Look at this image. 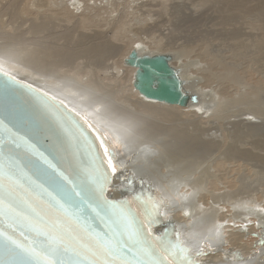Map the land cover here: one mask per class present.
<instances>
[{
    "label": "rangeland",
    "instance_id": "374dc122",
    "mask_svg": "<svg viewBox=\"0 0 264 264\" xmlns=\"http://www.w3.org/2000/svg\"><path fill=\"white\" fill-rule=\"evenodd\" d=\"M35 1L38 0H0V67L19 75L21 78L71 105V107L73 106L76 110L79 109L78 107L80 105H75L81 103H76L72 101L73 99L70 100V98H68V96H74V94H76V92L67 91L69 88H72L71 84L80 92L85 93V90L80 87L97 79L100 80L97 81H99L104 88L112 90L114 93L113 96L118 99V102H122L126 105L128 104V108L126 107V109L130 112L134 111L133 107L129 105L131 101L137 99L145 101V98L141 96L132 85L134 72L120 81H114L108 78L104 73H95L89 68L80 73L71 69V71H69L70 76H68L63 70H60V72H53L42 69L41 67H36L34 70L32 66L23 65L14 55L16 51L25 49L24 47H44L46 44L55 47L59 44L61 46L63 43L74 40L76 43H73L74 46L72 45V48L77 47V49L79 48L78 50L81 51H79L81 54L77 53V55L86 56V53L81 50L82 48L80 46H86L85 43H88L89 40H78L77 37L81 34L80 32H90L88 30L92 27L99 30L107 29L109 27L107 21L111 20L112 16H117L122 13H125L124 20L129 21L132 15H128V12L133 11L136 2L134 3L133 0H117L118 9H120H117V12H115L116 10L110 12L112 9L110 3L113 2H107V0H97L96 4L94 0H82V6L80 5V8L75 9L72 5V1L74 2V0H49V7L45 6L43 8H39ZM158 1L152 0V5H148L152 7V9L144 6L142 8L143 10L141 9V12L139 11L140 13H136V16L140 17L134 19L133 23L136 22L134 24L135 26H132L129 21L127 22V26L129 27L128 29L126 28L127 30L125 29V31L121 28L117 29V27L113 31V27L111 28L110 37L115 41H113V45L119 44L122 48L116 45V53H113L114 51L110 53V55L107 53V62H110V65L116 64L119 67L125 66L123 63L124 53L131 48L130 45H133L135 39L137 40L139 39L138 37H143L146 38V45H149L152 50L176 54L177 57H179V60L176 62L178 64L182 63L187 65V68L189 67L187 70L193 73L192 78H200L201 84L199 87L211 91L215 99L217 93L220 94L218 90L224 94L222 95L224 99L221 101H219L220 99L213 101L216 106L221 108V115L214 120L212 119L210 122V124L213 125L218 121L216 125L218 126L219 124L220 127L214 125L215 128L212 126L213 129L211 126L207 128L209 122L204 125L207 129L203 126H191L186 118H197L192 115L190 111L183 113V133L185 131L187 134L193 133V135L196 134L199 137V140H194L197 145L194 144V141L188 139L192 148L187 145L188 141H184L183 139V150L188 151V153L186 152L185 154L189 156H187V162L191 164L194 163L195 167H198V169H205L211 164L210 171L213 172L214 175L207 181L209 188L213 190L214 194L227 191L233 195L231 197L232 199L230 198L228 202L222 197H217L215 198L216 203L212 202L211 204L210 201H212V196H210L211 193L207 192L206 198L199 196L198 200H195L196 206L200 208H203L202 205L205 207L207 205V207H210V209L216 212L222 206H225V209L220 212L219 216L212 210L211 220H213L211 225L214 228L212 234L205 236L203 231H198L195 232L193 236L194 238L203 236L205 238L215 239L218 230L220 236L222 235V237L226 238L229 244L231 243L230 245L239 247L242 250L241 246L244 247V244H246L248 250L245 254H247L253 248V242L255 240L250 234L256 231L254 222L258 217L264 218V163L262 164L255 159H247L246 164L243 166L241 164L242 161L240 162L239 159L237 162L230 164L222 158H217L215 162L211 163L210 157H224V153H227L226 146L234 142L235 146L233 144L232 146L237 153L250 149L252 150H249L251 154L255 155L260 153L263 155H260L262 159L264 158V144L262 143L264 141L261 142L264 138V116L256 119V126L259 127L252 132L253 134H250V138H247V136H249L247 129L244 128L243 131L241 130L243 128H240V126L244 127L242 118H252L254 116V108L257 104L264 106V0H164L161 1L164 6L160 3V0ZM87 2H90L91 5H96L95 8L92 9L87 5ZM56 5L60 7L58 8ZM129 5L133 7L131 8ZM49 8L50 10H48ZM166 8L168 9L166 10ZM36 9L39 10L37 11ZM71 11L76 14L73 16ZM147 12L149 15L146 14ZM78 17L80 20L77 19ZM153 17L155 18L154 20ZM76 20L79 21L77 22ZM147 20L149 22L160 21V23L155 30L151 32H143L140 30L136 33L133 31L136 24H145ZM114 24L116 25V23ZM34 25H44L45 28L41 32H36ZM122 33L125 35H121ZM118 36L122 37L120 38ZM161 37H163L162 41H160ZM10 41L13 43V46L10 47H14V50H11L10 47L1 50V48H3L2 45L10 44ZM95 42L106 44V46L112 43H109L108 40L106 41V38L102 36H99ZM158 42L161 44L160 46H164V49L156 47ZM76 44H80V46ZM126 44L129 48H126ZM110 48L115 49L114 46H110ZM180 57H183V59ZM86 60L87 59L83 57L77 58L75 66H84ZM131 67L129 66V71H132ZM192 69H194V71H192ZM54 87H56V89H54ZM82 89L84 91H81ZM100 95L101 94H99V97ZM78 98L81 100L85 99V97L82 96ZM97 99L102 100L104 98ZM156 102L163 106L164 112L168 111V108L177 106L159 101ZM80 107L88 110L86 106ZM113 107L115 110L121 109L116 104H114ZM186 108L187 107H183V112ZM137 114H140V112ZM144 115L143 112L142 116L140 114L141 117ZM145 116L149 118L148 115ZM166 118L167 117L164 115H159L156 118H149L147 120L149 123L151 122V124L162 127L164 124L172 122ZM235 120L238 123L234 127ZM231 127H237V130L234 129L236 130L234 131L235 133ZM198 128L200 130H196ZM227 128L228 130H226ZM215 129H223V134L227 131V133L231 135L232 140L231 138L229 139L230 136H226V138L223 137L222 140H220L221 138H217L214 133L216 132L219 134L220 131H216ZM227 133L225 135H227ZM211 135L215 136L216 140L219 141L208 147L207 144L203 143V140H207V136L210 138ZM256 138H258V140ZM254 140L259 143H256ZM185 146L190 148L186 149L187 147L184 148ZM259 146L262 147V151L257 149ZM242 148L245 149L242 150ZM121 152L123 153V151ZM250 152L248 153L250 154ZM199 154H202L203 157L194 158ZM185 182L186 181L183 183ZM213 207H218L219 209L217 208V210L215 208V210ZM179 214L182 216L180 211ZM180 215H175V217L182 221ZM221 216L225 217V219H222ZM201 218H203V216ZM183 221L189 223L188 221L192 222L193 220H188V218L183 215ZM197 226H202L201 219L199 223H197ZM197 226H195L194 229H196ZM242 227H247L245 228L246 231H242ZM232 230H234V232L231 233ZM231 234L235 235V237H239V242H242L243 245L238 241H231V238H229ZM208 257L212 260L222 259L220 252L209 254Z\"/></svg>",
    "mask_w": 264,
    "mask_h": 264
},
{
    "label": "bare ground",
    "instance_id": "6f19581e",
    "mask_svg": "<svg viewBox=\"0 0 264 264\" xmlns=\"http://www.w3.org/2000/svg\"><path fill=\"white\" fill-rule=\"evenodd\" d=\"M108 1L113 2V3H110L111 8H112L110 10V12L115 11V10H116L115 12H117L120 9V8L118 9L117 0H107V2ZM161 1H164V0H160V3L162 4ZM35 2H37V5L39 6V8L40 7L43 8V7L49 5V0H38ZM52 2H54V1H52ZM96 2H97V0H94L95 4H96ZM125 2H124V4H125ZM133 2L134 3L136 2L133 11L128 12V15H132V18L129 19L132 26L136 23V22L133 23L134 19H136V18L138 19L140 17V16L139 17L136 16L137 15L136 13L139 12L144 6L149 7L148 5H152V0H138V1L133 0ZM81 3H82V0H74V2L72 1L73 8L74 9L80 8ZM64 4H66V3H64ZM87 5L90 6L92 9H94L96 6V5H91L90 2H87ZM50 6H51V4H50ZM104 6H102V7H104ZM68 8H70V7H68ZM149 8L152 9V7H149ZM52 9H53V6H52ZM85 9H86V7H85ZM167 9L168 8H166V10ZM48 10H50V8ZM153 10H154V7H153ZM148 11H150V10H148ZM97 12H98V8H97ZM154 12H156V11H154ZM71 14L74 16L76 13L71 11ZM78 14H80V13H78ZM124 14L125 13L119 14L117 16H112L111 20L107 21V23L109 25V27L107 29L99 30L97 28L92 27V28H89V30H88L90 32H87V31L80 32L81 34L79 35V37H77V39L78 40L88 39L89 41H88V43H85L86 46H80V44H76V45H78L82 48L81 50L86 53V56H83V55L79 56L81 54L80 53L81 51L78 50L79 48L78 49H77V47L72 48L73 43H76V42H74V40H72L71 42L68 41L66 43H63L61 46L59 44L55 47H52L49 44H46L44 47H35V48L24 47L25 49H20L19 51H16L14 53V55L16 56V58L20 62L23 63V65L30 66V67L32 66L34 70L36 67H41L42 69L53 71V72H57V71L60 72V70H63L64 73L68 76H70L69 71H71V69L80 73V72L84 71L85 69L89 68L91 71H94L95 73H99V72L104 73L108 78H111L114 81H120L121 79H125L127 76H129L130 73L134 72L133 79H132L133 87H134L133 81L135 78L136 67H134V66L131 67V65L127 64V62H126V58H127L128 54L131 50H136L139 54L153 55V54H158V53H164V54L169 55L171 58V64L175 68H177L179 76L184 80L185 86L188 89L189 93L191 94V98H190V100L186 106H178L177 105L176 107L168 108L169 110L165 111V112H167V113H165L163 111V106L159 105L158 102H156L157 100L147 98V97H145L139 93L141 96H143L145 98V101H141L140 99L133 100L131 102L129 101L130 102L129 105H131L134 109L133 112L132 111L130 112L126 109V107L128 108V106H127L128 104L126 105V104H123L122 102H118V99L113 96L114 93L112 92V90H108L107 88H104L103 85L99 82L100 81L99 79H97L99 81L93 80L91 83H86L82 87H80V88H83L85 90V93L80 92L79 90L74 88V86L71 84L72 88H69L67 91L76 92V94H74V96H68V98H70V100L73 99L72 101H74L76 103L77 102L81 103V104H77L75 106L80 105V106H86L88 108V110H85L79 106L78 107L79 109L77 111L81 112L82 114L87 116L90 120H92L102 132L107 133V138L109 140H111L112 144L115 146V148L119 154L118 156L120 157V162L123 163L125 167H129L136 175H139V176L144 177L148 180H151L158 188L161 189L162 194L164 193L165 196L170 197V200L172 201V206H171V209L169 211V215L174 220H176L178 222V224L181 228L182 238H184L186 243L191 245L195 250H199V249H202L203 247H204V249H206L207 244L209 243V241H211V250L212 251H209L206 255H200L199 256V258L204 260L203 264H230V263H232V264H264V262L261 261L263 248H262V246H259V245L255 246L254 245V242L257 239V237H255L253 235L254 232L259 231V228L257 225L260 222H264L263 217L256 218V220L254 222V226H255L256 231H253L250 234H251V236H253L255 238V240L253 242V248L247 254H245V252L248 250V247L246 244H244V247L241 246L242 250L244 249L242 251L239 247H235L233 245H230L231 243L229 244V241L226 238L222 237V235L220 236L219 242H217L216 239H211V238H207V237H206L207 238L206 239L203 236L198 237V238H194V236H193L194 233L198 232V231H203L205 236L212 234L214 232V228L211 225V222L213 220V219L211 220V218H212L211 213L215 212L219 216L220 212L225 209V206L224 207L222 206L220 209L217 207L219 210L215 207L218 210L216 212L213 209H210V207H207V205H206V207L204 205H202L203 208H200V207L196 206L195 200L196 199L198 200L199 196L206 198L207 192L211 193V195H210V196H212L211 197L212 201H210L211 204H212V202H215V198H217V197H222L226 202H228V200H230V198L233 195H231L227 191L214 194L213 190H211V188H209V186L207 185V181L209 180V178L211 176L214 175V173L210 171L211 164H209V166L205 169H200V168L198 169V167H195L194 163L191 164V163L187 162V158L189 156L187 154H185L186 152L188 153V151L183 150V143H184L183 139H184V141L185 140L188 141V139H191V141H194V140H199L198 139L199 137L196 134L193 135V133L187 134V133H185V131L183 133V130H184L183 129V113H185L186 111H190V113L197 118V119H194V118L191 119L189 117L186 118L187 122L191 126L193 125L196 127L197 126H203L204 127V125H206L207 122H209V124H210L212 119L214 120L216 117L218 118V116L221 115L220 114L221 108L216 106L213 101L219 100V99H220L219 101H221L222 99H224V97L222 96L224 94L221 93L220 90H218V92H220V94L217 93V97L215 99V97H213V93L211 91H207V90L199 87L201 84L200 78L199 77H193L192 78L193 73H191V72H189V70H187L189 68V67L187 68V65L182 64V63L178 64L176 62L177 60H179V57H177L176 54H173L172 52H157L155 50H152L151 47H149V45H146V42H145L146 38H143V37L142 38L138 37L139 39H137V40L135 39L133 41V45H130L131 48L128 49L126 52L124 51L125 53L123 55L124 56L123 63L125 66L119 67L116 64L110 65L111 63L109 62L110 63L109 64L107 62V60H108L107 53H109V55H110V53H112L113 51H114L113 53H116V50H117L116 49L117 44L113 45V43L115 41L110 37V31H111L112 27H113L112 28L113 31L115 30L116 27H117V29L118 28L124 29V31L126 28L128 29L129 26H127V22H129V21L124 20ZM146 14H148V12ZM141 15H143V14H141ZM76 16H78V15H76ZM104 16H106V15H104ZM77 19H79V17ZM150 19H152V18H150ZM154 19L155 18L153 17V20ZM79 20H76V21L78 22ZM101 20L103 21L102 18H101ZM156 20H157V18H156ZM97 21H99V20H97ZM141 21H142V17H141ZM114 23H116V25ZM159 23H160V21L149 22L147 20L145 24H136V27H135V29H133V31L136 33H138V31H140V30H142L143 32H151V31L155 30V28L158 26ZM44 28H45L44 25H34V29L36 32H41ZM121 35H123V33ZM132 35H134V34H132ZM99 36L105 37L106 41L108 40L109 43L112 42L111 43L112 45L110 44V45L106 46V44L96 43L95 41L97 40V38ZM118 37H120V36H118ZM60 38H62V37H60ZM162 38L163 37H161L160 41H162ZM77 39H75V40H77ZM126 39H127V37H126ZM129 39H130V37H129ZM132 40H133V38H132ZM108 42H106V43H108ZM127 43H129V42H127ZM160 45L161 44H159V42H158L156 47H159V49H160V47L162 49H164V46L163 45L160 46ZM10 46H13V43H11V41H10V44L8 43V44L2 45L3 48H1V50L8 49ZM110 46L111 47L114 46L115 49L114 48L111 49ZM117 46L122 48V46L119 44ZM126 46H127V44H126ZM126 48H129V46H127ZM10 49L14 50V47H10ZM77 53H80V54L77 55ZM85 53H84V55H85ZM79 57H83V58L87 59L84 63V66H82V67L75 66V63L77 62L76 60ZM180 58L183 59V57H180ZM129 66L131 67L132 71L128 70V69H130ZM0 69L4 70V71H6V72H8L14 76L21 78L19 75H16V74H14V73L6 70V69H3L2 67H0ZM33 69H32V71H33ZM192 71H194V69H192ZM53 74H55V73H53ZM61 74H63V73H61ZM21 79H23V78H21ZM69 80H70V78H69ZM54 89H56V87H54ZM83 89L81 91H84ZM134 89L136 90L135 87H134ZM99 94H101L100 97H99ZM81 96L85 97V99L81 100L80 98H78ZM97 98H104V99L98 100ZM163 103H165V102H163ZM73 104H75V103H73ZM114 104H116L121 109L115 110L113 107ZM183 107H187L184 110V112H183ZM138 111L140 112L141 116H142V112H143V114L148 115L149 118H156L159 115H161V116L164 115L167 117L166 119H168L169 121H172V122L164 124L162 127H160L158 125L156 126L155 124H151V122L149 123V121L147 120L149 118H147L145 115L143 117H141L140 114H137V113H139ZM261 116H264V106L257 104V106L254 108V116L252 118L251 117L242 118V123H243L244 127H241L240 125L239 126H240V128H243V129H241L243 131H244V128L247 129V132L249 133V136H247V138L248 137L250 138V136H251L250 134H253L252 132H254V130H256L259 127V126H256L257 125L256 119L258 117H261ZM145 118H147V119H145ZM219 120H220V118H219ZM151 121H152V119H151ZM217 122H216V124H217ZM237 123L238 122H236V120H235L234 121V127ZM209 124L207 125V128L209 126H211V128L214 125L217 126L216 124H213V125H211V124L209 125ZM215 126H214V128H215ZM222 126H224V125H222ZM232 126H233V124H232ZM196 127H193V128H196ZM217 127H220L219 124ZM207 128H205V129H207ZM236 128H232L233 132L237 130ZM234 129H236V130H234ZM196 130H200V129L198 128ZM215 130L220 131L219 134L214 132L215 136L217 138H219V137L221 138L220 140H222L223 137L226 138V136H228V137L230 136L229 139L231 138V135H229L227 133V131H226L227 135H225L226 133L223 134L222 130H218V129H215ZM226 130H228V128ZM199 132H201V131H199ZM203 134H205V133H203ZM231 134H233V133H231ZM246 135H248V134H246ZM215 136L211 135L210 138H209V136H207L208 137L207 140H203V143L207 144L208 147H209V145L212 146V144H215L217 141H219V140H216ZM225 138H224V140H225ZM256 139L258 140V138H256ZM231 140H232V138H231ZM254 141H256V140H254ZM262 141H264V138H263V140H261V142ZM188 143H189V141H188ZM188 143H187V145L191 147V144L189 143L190 144L189 145ZM256 143H259V142L256 141ZM262 143L264 144V142H262ZM194 144H195V141H194ZM194 144H193V146H194ZM232 144L234 145V142ZM232 144L226 146L227 153H224V157L217 156V157L213 158L211 156L210 157L211 163L215 162V160L217 158H222L223 160L228 161L230 164L237 162V160L239 159L240 162L242 161L241 164L243 166L246 164L247 159H249V160L255 159L262 164L264 163V161H263L264 158L262 159V157H261L263 155H261L260 153L253 155V154H251L250 151H252V150H250V149H248V150L246 149L247 151L245 150V151H241V152L237 153L235 151V149H233L234 147L232 146ZM195 145H197V143ZM186 147L187 146H185L184 148H186ZM190 147H187L186 149H188ZM205 147H206V145H205ZM261 148L262 147L259 146L257 149L261 150ZM243 149H245V148H242V150ZM254 149H255V147H254ZM121 151H123V153ZM189 152H191V151H189ZM248 152H250V154ZM256 155H258V156H256ZM202 157H203V155L199 154L198 156H196L194 158H202ZM257 157H258V159H257ZM241 164H240V166H241ZM184 181H186V182L183 183ZM109 190H110V192L113 191V189H109ZM236 192H237V190H236ZM213 199H214V201H213ZM206 208H207V210H206ZM212 210H213V212H212ZM179 211L181 212L182 216L179 214ZM175 215H180V219H182V221L177 219L175 217ZM183 215H184V217L188 218V220L192 219L193 221L192 222L188 221L189 223H186L187 221L184 222L185 220L183 221ZM202 216H203V218H201ZM221 218L225 219V217H223V216H221ZM200 219L202 222V226H197V223H199ZM195 226H197L196 229H194ZM242 228H243V229H241L242 231H246L245 228H247V227H245V228L242 227ZM232 232H234V230H232L231 233ZM235 234H237V233H235ZM229 236H231V237H229V238H231V241H238L239 242V240H240L239 237H235V235H233V234H231ZM233 243H235V242H233ZM239 243H241L243 245L242 242H239ZM234 248L240 250L243 257H241V258L235 257L233 259H230L228 256V251H230V249H234ZM218 252L221 253V257H222L221 260H212L208 257L209 254H214V253H218Z\"/></svg>",
    "mask_w": 264,
    "mask_h": 264
},
{
    "label": "snow or ice",
    "instance_id": "6c2138e0",
    "mask_svg": "<svg viewBox=\"0 0 264 264\" xmlns=\"http://www.w3.org/2000/svg\"><path fill=\"white\" fill-rule=\"evenodd\" d=\"M4 131L11 134V129L5 128ZM97 138L103 152L97 149L96 159L99 163L88 172L86 178L92 193L88 197L90 203H85L81 195L84 193L82 185L64 175L57 167L59 161L55 155L50 152L45 155L47 149L41 151L43 146H38V142L34 144L24 138L22 144L18 143L15 134H11L8 142L0 140V222L10 221L9 227L27 225L37 236L43 235L48 241L43 246L35 242L26 245L0 227V246L13 257L0 261V264H64L61 256L69 252L84 257L87 264H200L185 255L192 253V247L180 239L179 231L176 232L175 241L152 234L151 225L157 222L156 217L163 215L161 208L169 202L162 198L156 202L146 201L145 219L139 220L138 210L127 201L107 198L105 193L108 186L117 173L122 174L124 165L119 162V154L111 140H107V133L98 132ZM13 147H25L28 153L51 170L55 179L48 188L35 181L24 187L27 173L12 155ZM93 147L96 145L93 144ZM49 188L52 190L49 191ZM77 188L80 192H77ZM30 191L35 195H31ZM89 209L94 213L92 219L99 218L107 231L101 233L93 230L87 218ZM215 239L219 242L218 230ZM207 251H211V241L207 244V250L199 249L193 255H206ZM129 256L132 258L129 259ZM143 256L149 259L141 258ZM75 264L81 262L76 261Z\"/></svg>",
    "mask_w": 264,
    "mask_h": 264
},
{
    "label": "water",
    "instance_id": "95a60500",
    "mask_svg": "<svg viewBox=\"0 0 264 264\" xmlns=\"http://www.w3.org/2000/svg\"><path fill=\"white\" fill-rule=\"evenodd\" d=\"M126 62L136 67L133 84L141 95L171 105L186 106L188 104L191 94L185 87L184 80L179 76L177 68L171 64L169 55L164 53L139 54L136 50H131ZM12 77L15 79H11ZM0 122H2L0 140L8 142L11 134H15L18 143L22 144L24 138L31 140L34 144L38 142V146H43L41 151L47 149L45 155H48L49 152L55 155L56 160L59 161L57 167L64 175L82 185L84 193L81 195L84 196L85 203L91 202L88 197L92 193L89 191L86 178L88 172L99 163L96 159L97 149L101 153L103 152L97 138V133L102 131L92 120L38 86L0 69ZM5 128L11 129V134L4 131ZM107 140L109 139L107 138ZM93 144L96 147H93ZM12 155L17 158L27 173V177L23 181L25 188L31 181L48 188L49 183L55 179L51 170L47 169L37 157L28 153L25 147H13ZM49 158L51 159V157ZM118 160L120 162L119 156ZM109 189H113V191L110 192ZM51 190L49 188V191ZM36 192H39V189H36ZM77 192H80L79 188H77ZM20 194L23 196V191ZM30 194L35 195L31 191ZM105 195L109 200L127 201L132 208L138 210L139 220L145 219L146 201L156 202L162 198L169 203L162 206L163 215L156 217L157 222L151 225L152 234L171 241L177 239V231L181 234L178 222L169 215L172 206L170 197L162 194L161 189L151 180L136 175L129 167L124 166L122 174L117 173L113 177L112 184L108 186ZM93 216L94 213L90 209L87 210L88 223L93 230L101 233L107 231L106 225L99 218L93 220ZM9 224L10 221L4 220L0 222V227H3L18 242L26 245L35 242L40 246L46 245L48 242L47 237L37 236L27 225L9 227ZM257 226L259 231L253 233L257 237L254 245L262 246L261 261L264 262V243H262L264 241V222H260ZM180 239L186 243L182 235H180ZM196 251L192 247V253L185 255L203 264L204 260L193 255ZM228 256L230 259L243 257L241 251L235 248L228 251ZM131 258L129 256V259ZM141 258L149 259L148 256ZM11 259L13 257L10 253L0 246V261ZM61 260L64 264H75L76 261L87 264L84 257H78L72 252L61 256Z\"/></svg>",
    "mask_w": 264,
    "mask_h": 264
}]
</instances>
